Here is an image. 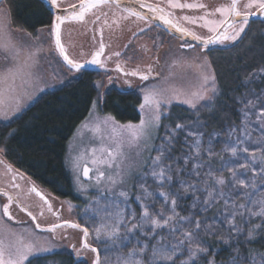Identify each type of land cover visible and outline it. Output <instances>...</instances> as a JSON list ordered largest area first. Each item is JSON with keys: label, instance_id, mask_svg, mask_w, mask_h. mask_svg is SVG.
<instances>
[{"label": "rangeland", "instance_id": "rangeland-1", "mask_svg": "<svg viewBox=\"0 0 264 264\" xmlns=\"http://www.w3.org/2000/svg\"><path fill=\"white\" fill-rule=\"evenodd\" d=\"M64 1L59 0L56 5L64 6ZM175 3L187 4L184 1ZM188 9L193 12V8H178L179 16L182 18L185 16L193 17L186 13ZM0 13H3V33L10 44L8 52L0 49V73H6L8 68L22 65L27 55L34 53L32 60L29 61L31 67L25 69V71L32 74L29 84L21 87L19 77L14 85H12L10 79L0 83V90H3L6 96L9 94L10 86L14 87L15 91L21 95L18 110H7L6 114H0V122L5 124V122L19 116L45 91L56 89L68 80L77 78L81 74V70L77 71L67 67L55 54L52 26L41 27L35 34L13 27L3 0H0ZM110 20L117 23L116 19ZM93 21L99 22L97 20H91L90 22ZM85 23L87 21L84 19H64L60 24L61 44L68 57L74 62H83L86 58H89L99 45L100 40H103L109 47V49L104 50L100 57L105 63L106 69L100 70L102 73L95 83L99 96L93 102L87 117L77 126L70 137L67 145V155H65V166L70 175L74 193L80 200L74 201L70 198H60L54 195L49 189L38 184L27 174L10 164L0 153V188L13 193L21 206L26 209V211H21L14 205L11 206L10 213L20 221L17 223L15 219L16 221L10 222L3 215L2 208L5 198L0 196V239H3L6 246V255L7 245L10 243L15 244L18 237H21L25 244L34 245L33 251L28 254L23 264L34 256L62 250H71L77 258L83 257L86 264H92L95 253L91 251V248L98 250L101 264H117V257L122 254L126 255L127 246L121 247L119 241H116L115 244L98 241L96 230L101 224L109 222V213L115 211L112 207L113 202L123 201L124 198L119 196L121 191L127 193L129 202L133 199L131 205L135 208L137 217L139 216L141 208L139 201H136L135 198L142 195L139 187L141 176L151 172L152 161L158 154L163 152L161 163L165 166L170 165L172 169V181L170 185L165 187V191L169 189L179 190L181 180L192 183L198 181L199 178L192 177L190 171L194 161H189L187 165L184 163L185 158L192 154L191 149L196 140H199L200 147L203 150L201 152L202 159L204 161L210 159L216 176L223 173L224 179L227 181L231 178L228 168L230 166L238 168L239 163L250 157L248 154L243 153H238L237 157H233L230 152L225 151L226 146L234 145L236 135H241V129L245 127L249 129L253 137L260 135V126L264 124V118L261 117V113L264 112V90L257 92L250 89L238 98L241 118L237 124L227 126L222 132L213 131L206 135L203 123L197 121L180 126L178 131L166 128V132L158 144L162 117L168 113L172 104H180L188 109H194L201 103L213 99L218 93L219 88L216 84L215 72L207 53L199 46L181 48L176 38L153 27L142 34L136 36L132 34L130 36L129 31L124 32V28L121 26L122 21L116 25H111V22L106 21V24L104 23L106 37H97L96 31H93L94 36L91 37ZM127 25L129 26L128 22ZM214 25L215 22H211L210 29ZM206 32L203 31V34ZM125 41H127L128 46L121 47ZM229 41L233 42V40ZM110 42L117 47H113ZM15 52H19V56L13 61L11 54ZM116 53H119V55H116ZM6 57L8 58L6 59ZM118 65L119 67H117ZM132 72H137L138 75H131ZM142 75H148L149 78L144 80L141 78ZM25 79L28 78L25 77ZM112 86L121 90L130 89L138 92L141 95L140 105L144 104V96L147 91L156 89L162 93V103L158 112V126L150 130L149 136L142 137L135 142L131 141L125 130L121 137L124 153L122 163L112 169H108L106 166L102 168L105 176L120 173L123 182L115 185L109 183L106 179L97 182L95 178L96 168L90 162L87 163V166L91 169L89 176L84 177L82 173L85 162L90 161L92 148L99 149L102 144L105 147L112 146V141L109 139L112 135L111 122L107 126L101 125L99 133L94 131L98 123L97 118L103 120L107 116L112 117L109 114L102 113L99 109V98L103 96L107 88L109 89ZM163 101H168V103H163ZM186 101H191V103H186ZM140 105L138 107L140 113L138 121L121 122L114 117L112 118L118 126H139L141 120L149 121L153 115L157 114L149 106H145L141 110ZM13 108H15V105H13ZM232 130L236 131V135L230 136ZM178 136L181 137L183 148L178 158L172 161V157L168 153L174 147L173 141ZM101 137H103V140ZM245 146L249 147L250 152L255 151L256 153L257 159L253 163L264 166V161L260 160V157L264 155V145H258L254 141H246ZM208 149H211L216 155L209 157ZM81 153L84 155L81 167L74 169L73 158ZM97 154L99 155V152ZM178 168L183 169V171H178ZM202 171H207V168L202 169ZM146 178L152 186L149 190L153 191L157 181L150 176ZM33 188L37 192L31 191ZM228 190L229 185L226 184L224 191L227 192ZM154 195L157 200H162L159 192H154ZM197 195H200L201 199L204 198L201 193H197ZM180 196L183 198L178 200L179 206L176 211L181 216L196 211L190 208L193 201L191 191L184 193L181 190ZM240 202L244 203L243 200ZM49 205L51 210H49ZM182 205H186L184 208L187 212H182ZM165 207L168 206L165 205ZM157 208H159V205H157ZM223 208L221 202L216 207L203 212L198 218L206 216L211 221L213 217L220 216ZM28 212L35 216V220L28 215ZM236 223L242 229L240 235H230L227 231H223L222 238L217 236L201 237L202 240L207 242L211 255L207 259H200L199 264H207L208 260H214L215 264H233L234 261L237 264H259V261L264 260V252H255L250 248L248 249V247L247 252H242L238 248L240 240L244 243L252 241L246 238L247 230L258 224L264 226V221L259 217H253L250 224H245L237 217ZM37 225L50 229L40 230ZM73 225H79V227H73ZM81 226L88 230L85 241L90 245V248L84 247V232ZM121 233H123V228H121ZM262 234L264 232L257 229L255 237L257 238ZM100 239L104 240L103 235ZM222 244L232 245V252L228 259L217 260L215 256ZM253 255L256 257L255 261L250 258Z\"/></svg>", "mask_w": 264, "mask_h": 264}, {"label": "snow or ice", "instance_id": "snow-or-ice-1", "mask_svg": "<svg viewBox=\"0 0 264 264\" xmlns=\"http://www.w3.org/2000/svg\"><path fill=\"white\" fill-rule=\"evenodd\" d=\"M113 2V0H83L80 5V11L73 13L72 18L83 20L84 13L90 8L97 5H106ZM118 3V0H116ZM52 4H56L57 0H51ZM169 4L173 8H193L204 7V5L194 4H180L173 3L169 0ZM74 7V6H73ZM152 12L164 13V9L154 8L149 5ZM245 9H257L261 14H264V0H248L244 4ZM216 11L222 13L227 22V17L235 16L240 17L241 21L238 27H234L233 24H228L229 28H234L233 34L228 35L225 32L222 36L216 39L222 42L223 40H235L241 32L244 31L245 26L249 23V16L253 13L250 11L241 12L238 7V0H231L228 6L218 8ZM130 15L137 16L140 19H144L138 12L129 10ZM168 14H161L159 19L163 20L165 24L176 27L178 31L191 35L196 40H201V37L195 33L188 31L185 28L179 27L173 24V21L168 19ZM67 17L56 16L55 32H56V44L60 47L61 53L64 52L63 46L60 44V24ZM99 19V17H97ZM184 20H190L191 18L185 16ZM3 13H0V49L5 52L9 51V41L5 39L3 33ZM194 22V21H192ZM211 23V22H209ZM219 27V25L217 26ZM217 27H212L210 31L216 32ZM214 42L211 38L205 42ZM191 47V45H185ZM103 44H101L100 51H98L94 58L90 61L92 64H99V56L103 51ZM34 53H29L25 58L22 65L8 68L6 73H0V83L6 80H11L12 85L15 84L16 79H21V87L31 82L32 74L25 71L30 68L29 61L32 60ZM119 55V53H116ZM19 56V52L11 54V59L15 61ZM8 57H6L7 59ZM65 60H68L65 55ZM68 63L72 68L79 71L83 65L68 60ZM119 67V65L117 66ZM131 75H138L137 72H132ZM27 77L28 79H25ZM142 79L147 80L148 75H142ZM9 94L6 96L3 90H0V114H6L7 110H18L21 102V95L15 91V88L10 86L8 90ZM203 98V97H200ZM162 103V93L156 89H151L146 92L144 96V104H141V110L145 106H149L154 110L155 115L149 120H141L139 126H118L114 121V118L107 116L103 120L97 118L94 131L99 133L101 131V125L107 126L111 122V133L109 139L112 141V146L105 147L103 144L99 149L92 148L90 152V161H86L82 173L84 177L89 176L91 170L87 163L90 162L96 168V181L100 182L106 179L109 183L115 185L116 183H122L123 177L120 173L115 175L105 176L103 167L112 169L118 167L122 163L123 142L121 137L126 130L131 141L135 142L142 137L150 135V130L158 126L159 123V109ZM168 103V101H163ZM191 103V101H186ZM251 103V101H249ZM15 105V108H13ZM194 106V105H193ZM95 107V106H94ZM261 117L264 118V112L261 113ZM177 127H180L177 125ZM260 135L253 137L247 127L241 129V135H236V131L232 130L230 136L236 135V143L234 145L226 146L225 151L231 153L233 157H237L238 153L248 154L250 157L244 162L239 163L238 168L230 166L228 168L231 178L225 180L223 173L216 176L213 170L211 160L204 161L201 157L203 151L200 147L199 140L194 141V145L191 149L192 154L185 158L184 163L187 165L189 161H194L191 168L192 177L199 178L196 183L190 181L181 180L180 188L169 189L165 191V187L171 184V166H165L161 163V156L163 152L158 154L152 161L153 167L151 172L142 174L139 187L142 195L135 198L139 201L141 212L137 217L135 208L132 207L129 202L126 192L121 191L119 196L123 197L121 202H113L112 207L115 209L113 213H109L108 223L101 224L96 230V239L100 242H109L115 244L119 241L120 246H127L128 251L125 254L117 257V264H199L200 259H207L211 255L209 246L205 240H202V236H217L222 238V232L227 231L230 235L242 234V229L239 224L236 223L237 217H239L245 224H250L253 217H259L264 221V166L260 164H254L257 159L255 151L250 152L249 147L245 146L246 141H254L258 145H264V124L260 126ZM243 137V138H241ZM103 140V137H101ZM208 156L212 157L216 155L211 149H208ZM99 152V155L97 154ZM84 160L83 153L73 158L74 169L81 167V161ZM261 161H264V155L260 157ZM207 168V171L202 169ZM239 169V170H238ZM259 169V171H257ZM11 170V169H9ZM178 171H183L179 169ZM152 177L157 181L155 189L150 191L152 187L146 177ZM211 181V183H210ZM229 185V190L224 191V186ZM187 185V187H185ZM18 187V186H17ZM184 193L192 192L193 201L190 206L191 209L196 211L190 212L189 215L181 216L177 211L179 206L178 200L183 197L180 196V191ZM31 191H35L33 188ZM154 192H159L162 200H157ZM201 193L204 198L201 199ZM9 204L13 202L11 196L8 197ZM244 201L241 203L240 201ZM223 203V211L219 217H213L209 221L208 217L198 218L203 212H207L209 208L216 207L218 204ZM159 205V208H157ZM165 205L168 207L166 208ZM25 210L26 209H23ZM49 210L51 206L49 205ZM4 215H7L11 219L9 212V205L3 207ZM42 214V213H41ZM29 216H32L31 212H28ZM35 220V216H32ZM39 227V225H37ZM73 227H79V225H73ZM123 228V233H121ZM259 229L264 232V226L258 224L253 228L247 230V239L254 240L255 233ZM85 235H87V229H84ZM101 235L104 240L102 241ZM85 248H90L87 243L84 244ZM34 245L25 244L21 237L17 238L15 244L6 246L3 239H0V264H23L27 259L28 254L33 251ZM91 251L96 253L94 264H101L99 252L95 248H91ZM255 261L256 257L253 255L250 257ZM207 264H215L214 260H208ZM233 264H237L236 261ZM259 264H264V260L259 261Z\"/></svg>", "mask_w": 264, "mask_h": 264}, {"label": "trees", "instance_id": "trees-1", "mask_svg": "<svg viewBox=\"0 0 264 264\" xmlns=\"http://www.w3.org/2000/svg\"><path fill=\"white\" fill-rule=\"evenodd\" d=\"M3 1L13 27L35 34L41 27L52 26L53 14L40 0ZM263 31V26L255 23L233 45L224 50L206 52L215 72L218 93L194 109L172 104L162 117L158 144L166 128L178 131L180 127L177 125L197 121L203 123L206 135L213 131L222 132L240 121L238 98L250 89L264 90ZM101 73L98 69H81L77 78L45 91L19 116L5 124L0 122V153L4 159L60 198L80 200L74 193L65 155L70 137L99 96L95 83ZM99 99L100 111L118 121L140 119L141 95L135 90L112 86ZM173 145L168 154L175 161L183 148L180 136L175 138ZM184 207L186 205L181 206L183 213L187 212ZM232 247L222 244L215 258L228 259ZM247 247L264 252V234L248 243L239 241L240 251L247 252ZM25 264H86V260L78 259L71 250H62L34 256Z\"/></svg>", "mask_w": 264, "mask_h": 264}, {"label": "flooded vegetation", "instance_id": "flooded-vegetation-1", "mask_svg": "<svg viewBox=\"0 0 264 264\" xmlns=\"http://www.w3.org/2000/svg\"><path fill=\"white\" fill-rule=\"evenodd\" d=\"M80 1L82 0H65L64 3L66 5H73ZM134 1L138 3V8L133 9V12L141 13L142 12L141 9L151 10L149 5L157 9L162 8L164 9L166 14L171 13V15H168V16H170L174 21L182 25L188 31H191L195 33L196 35L200 36L201 39L207 38L215 33V32L210 31L211 23L209 22H215L214 27H217L219 25V27H217V30L222 26L221 22L225 21V17L222 13L216 10L220 7L228 6L231 3V0H172L173 3L178 2V1H184L187 4L204 5V7H193V12H191L188 9L186 13L193 17H190L191 18L190 20L185 21L183 20L181 16H179V13H178L179 11L177 10L178 8H173L170 6L169 0H134ZM247 2L248 0H238V7L241 10V12L250 11L252 13H255L257 11V9L255 8L253 9L244 8V4H246ZM86 12L87 13L84 15V20H88L87 22H90L91 20H97V17L100 18L99 19L101 21L100 24H98L95 27H90L88 29L90 33H93V35H94V32L96 31L97 37H103L104 35H106L105 33L106 28L104 26L106 24V21H108L106 20V18L110 17L112 19H116L117 23H120V21H122L121 26L124 28L123 29L124 32L126 33L127 31H129L130 36L132 34L134 36L138 34H142L146 31H149V29L153 27V28H157L160 31H163L165 34L167 33V35L171 37L176 38L178 41V45L181 48H186L187 46L185 45H190L189 42L180 40L179 37L173 35L172 33H169L168 30L154 23L148 18L144 17V19H140L137 16L130 15L129 10L123 9L114 3H109L106 5H97L96 7L90 8ZM240 21L241 20L236 21L234 23L232 22V24L234 25V27H238L240 24ZM127 22L129 26L127 25ZM255 23L260 26H263V29H264V14H262V17H258L256 19L253 18V20H249V23L247 26H245L244 31L241 32L240 35L237 36L235 40H233V42H230L229 40L231 39H228V40H223L222 42L218 41L214 44L212 43V45L206 46V47L202 45H194L193 47L199 46L205 52H208V51L213 52V50H224L227 47L233 45V43L239 41V39L247 32V30H249L250 26H253ZM203 31H207V32L203 34ZM233 31H234V28L226 27L223 33L227 32L228 35H232ZM126 45L128 46L127 41H125L121 45V47H126Z\"/></svg>", "mask_w": 264, "mask_h": 264}, {"label": "water", "instance_id": "water-1", "mask_svg": "<svg viewBox=\"0 0 264 264\" xmlns=\"http://www.w3.org/2000/svg\"><path fill=\"white\" fill-rule=\"evenodd\" d=\"M40 1L44 4V6L47 8V10H49L54 16L53 17L54 19H53V22H52V28H53L52 29V38H53L54 45H55L54 52L58 56L59 60H61L64 63V65H66L67 67L72 68V66L68 63V60H71V59L68 57V55L66 54L65 51L63 53H61L60 47L56 44V32H55L56 19L55 18H56V16H61V17H67L66 19H73L72 18L73 13L74 12L78 13L80 11V5L83 3V0L78 2V3H75L73 5H66L65 4L64 6H57L56 4H52L51 0H40ZM111 3H114V4H116L117 6L123 8V9L131 10V11H133V9H135V8H138V3H136V1H134V0H118V3L116 2V0H113V2H111ZM141 11L142 12L139 13V14H141L143 17L148 18L149 20L153 21L154 23H156V24L160 25L161 27L165 28L166 30L169 31V33H172L173 35L179 37L180 40L189 42L191 47H186V48H192L194 45H202V46L206 47L205 46V42L208 41L210 38L214 42L207 43V46L212 45V43L214 44V43L218 42L219 40H217L216 38L219 37V36H222L224 34L223 32H224L225 28L228 27V24H232V22L234 23L236 21L241 20L240 17L229 16L227 18V22L223 23L222 26L213 35H211V36H209L207 38H202L201 40H196L191 35H187L186 33H182L180 31H178L176 27H173L171 25L165 24L163 20L159 19V16L161 14H166L165 11H164V13H160V12H155L154 13L151 10H145V9H141ZM86 13L87 12H85L84 15ZM258 17H262V14L257 10L255 13H253L252 15L249 16V20H253V18L256 19ZM105 18H106V16H105ZM167 18L172 20L173 24H176L179 27L184 28L182 25H180L176 21H174L170 16H167ZM99 19H97V21H99V22L93 21V22L85 23V27L87 28V31H88V29L90 27H95L98 24H100L101 21ZM110 19H112V18H110V17L106 18V20H108L109 22L112 23L111 25H116L117 24V23H113L112 20H110ZM85 21H88V20H85ZM95 24H97V25H95ZM90 36L93 37L94 36L93 33H90ZM103 37H106V36L104 35ZM60 44H61V40H60ZM101 44H103L104 47H103V51L101 52V54L99 56L100 63L99 64L90 63V61L94 58L95 54L98 51H100ZM111 45L113 47H115V48L117 47V46H115L112 43H111ZM105 49H109L108 45H106V43L103 40H100L99 45L95 48V50L92 52V54H91V56L89 58H86V60L83 61V62H75V63L82 64L83 67L81 69H89V70H97L98 69L99 71L103 70V69H106V66L104 65L105 63L100 58L101 55L104 53ZM65 55L67 56L68 60H65V58H64ZM71 61H73V60H71ZM128 90H130V89H128ZM34 192H37V190L35 189ZM0 196H3L5 198V201H4L5 203H4L3 207L5 205H9V209H11V206L14 205L18 210L20 209L21 211H23L22 208L25 209L23 206H21V204L19 203V201L16 198V196L13 193H11L9 190L0 188ZM9 196H11L13 198V202L11 204H9V200H8ZM9 212H10V210H9ZM10 214H11V217H12L11 219H9V217L7 215H4V213H3V215L5 216V219L9 220L10 222L16 221L17 219L14 216H12L13 214L12 213H10ZM19 221L20 220H17V223ZM38 228L40 230L50 229L48 227H38ZM81 229L84 232V229H87V228H85V227L83 228L81 226ZM87 233H88V230H87ZM85 237H86V235H85V232H84L83 241H85ZM85 243H86V241H85ZM95 258H96V253H95ZM78 259H83V257H78ZM94 261H95V259H94ZM92 264H94V262Z\"/></svg>", "mask_w": 264, "mask_h": 264}]
</instances>
